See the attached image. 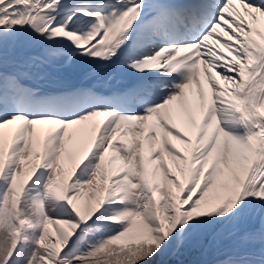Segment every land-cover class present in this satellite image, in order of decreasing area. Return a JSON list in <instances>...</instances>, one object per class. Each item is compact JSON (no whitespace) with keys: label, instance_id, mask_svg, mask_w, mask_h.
Returning <instances> with one entry per match:
<instances>
[{"label":"snow or ice","instance_id":"snow-or-ice-1","mask_svg":"<svg viewBox=\"0 0 264 264\" xmlns=\"http://www.w3.org/2000/svg\"><path fill=\"white\" fill-rule=\"evenodd\" d=\"M0 264H264V0H0Z\"/></svg>","mask_w":264,"mask_h":264}]
</instances>
